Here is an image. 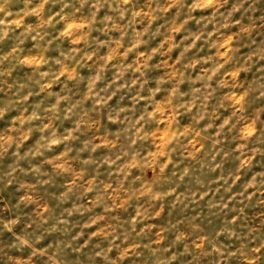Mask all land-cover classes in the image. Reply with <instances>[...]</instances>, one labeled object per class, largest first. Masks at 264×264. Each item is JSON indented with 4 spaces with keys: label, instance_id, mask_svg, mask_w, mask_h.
Instances as JSON below:
<instances>
[{
    "label": "clouds",
    "instance_id": "clouds-1",
    "mask_svg": "<svg viewBox=\"0 0 264 264\" xmlns=\"http://www.w3.org/2000/svg\"><path fill=\"white\" fill-rule=\"evenodd\" d=\"M0 264H264V0H0Z\"/></svg>",
    "mask_w": 264,
    "mask_h": 264
}]
</instances>
